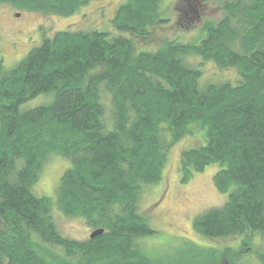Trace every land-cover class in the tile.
Segmentation results:
<instances>
[{"label": "trees", "instance_id": "trees-1", "mask_svg": "<svg viewBox=\"0 0 264 264\" xmlns=\"http://www.w3.org/2000/svg\"><path fill=\"white\" fill-rule=\"evenodd\" d=\"M89 1L0 4L68 17ZM124 1L110 20L116 35L58 30L15 66L0 60V264H169L141 242L158 234L139 201L162 182L170 147L193 126L205 143L181 152V182L217 163L213 185L228 196L195 216L192 230L242 239L235 250L176 239L186 245L176 263L238 264L253 235L264 241V0L225 2L223 17L204 20L186 43L157 35L168 21L165 0ZM189 54L238 76L202 84ZM39 95L49 101L21 107ZM53 155L70 163L54 200L32 189ZM55 210L104 231L65 238ZM262 243L255 254L264 264Z\"/></svg>", "mask_w": 264, "mask_h": 264}, {"label": "rangeland", "instance_id": "rangeland-1", "mask_svg": "<svg viewBox=\"0 0 264 264\" xmlns=\"http://www.w3.org/2000/svg\"><path fill=\"white\" fill-rule=\"evenodd\" d=\"M227 1L229 0H165L162 7L167 8L165 15L168 21L163 27H158L157 35L160 38L177 39L182 43L197 41L203 21L220 20L224 14L222 5ZM124 2V0H90L88 5L68 17L39 11L24 12L8 4H0V60L4 68L15 66L32 47L58 30L101 29L116 35L110 20L115 10ZM154 46L155 44L144 46L143 49L151 50ZM185 62L201 72L199 82L202 84L234 82L238 76L234 68H218L214 62L203 61L199 56L189 54L185 57ZM48 101V95H39L21 107L25 106L28 109ZM106 118L111 120L108 112ZM192 130L190 135L183 136L184 138L170 147L168 161L163 168L162 182L143 191L139 201L141 211L151 216L149 223L158 234L152 239L144 238L141 242L149 250L154 247L153 252H156L163 262L169 264H177L175 260L186 248V245L174 242L176 239L188 240L203 247L212 246L219 249L231 247L234 250L242 239L240 236L203 239L192 230L195 216L204 213L207 209L222 206L228 196V193H220L213 185L212 177L220 168L217 163L206 166L203 172L192 173L187 182H181L179 169L181 152L205 143L204 130L200 133L196 126H193ZM69 166L70 163L65 158L57 155L48 157L43 163L39 178L33 184L34 193L54 200L58 181ZM53 217L56 227L65 238L87 240L93 230L80 217H64L57 210L53 212ZM169 235L175 238L167 243L166 238ZM251 240L249 247L251 249L242 250L238 264H262L255 253L258 252L257 250L260 251V247L263 248L264 241L256 235H253Z\"/></svg>", "mask_w": 264, "mask_h": 264}, {"label": "water", "instance_id": "water-1", "mask_svg": "<svg viewBox=\"0 0 264 264\" xmlns=\"http://www.w3.org/2000/svg\"><path fill=\"white\" fill-rule=\"evenodd\" d=\"M103 228L94 229L90 232L89 237L94 238L95 236H99V234L103 233Z\"/></svg>", "mask_w": 264, "mask_h": 264}, {"label": "bare ground", "instance_id": "bare-ground-1", "mask_svg": "<svg viewBox=\"0 0 264 264\" xmlns=\"http://www.w3.org/2000/svg\"><path fill=\"white\" fill-rule=\"evenodd\" d=\"M113 29V28H112ZM114 32V31H113Z\"/></svg>", "mask_w": 264, "mask_h": 264}]
</instances>
